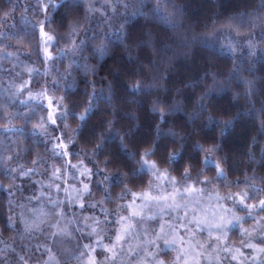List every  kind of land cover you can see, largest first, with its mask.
<instances>
[{"label":"snow or ice","instance_id":"snow-or-ice-1","mask_svg":"<svg viewBox=\"0 0 264 264\" xmlns=\"http://www.w3.org/2000/svg\"><path fill=\"white\" fill-rule=\"evenodd\" d=\"M39 6L44 11V19L37 20L33 28L39 27V36L41 40V50L43 52L45 62L66 59L68 64L63 73L60 74L61 80H69L72 78L69 84V89L74 88L75 78L74 70H79L85 77L86 93L79 100L71 97L69 92H65L59 97L49 95L47 87H41V89L33 93L32 89H28V99L30 101L39 100L41 106L46 102V115L39 116V119L33 123L34 129L33 135L39 132L42 136L50 135L49 125L57 126L58 121L62 124V130L60 136H55L56 143L52 146L51 151L54 155L69 157L71 156L72 144L79 141L82 135H85L87 130V138L81 145V152L88 156L98 168L99 171L104 172V181L109 182L111 187L112 182L121 187L122 192H130L133 200H143L147 204L155 202L156 207L161 213V217L165 210H179L185 209L184 216L188 217L189 211L192 212L190 224L195 225V230L203 231L204 228H208L209 237L214 238L217 244V249L221 244L224 245V250L228 252H235L236 255L232 256L233 260L237 259V255L243 256V253L239 249H232L228 246L229 232L233 227H239L241 230V236L246 237V240H242L241 244L246 245L256 255L253 256V260L258 261V264H264V247H258L256 244L251 243L253 238V231L243 228V222L245 217H241L234 211L235 205L239 204L242 208L247 210V214L251 216L252 210L256 207L255 204L249 205L246 203L250 199L248 191L229 193L227 196L221 197L218 189L216 191L217 202L221 199L227 200L229 198L233 201V208H226L223 205H219L218 210L213 209L209 214V209L200 207V198L205 193L207 186L212 185L214 181L227 180V172L223 167L227 163V154L220 156L218 153L224 149L223 140L236 133L238 129L237 121L242 119L241 111L237 110L235 114H232L233 105H229L225 108L218 107L213 101L212 97L220 95L230 89L233 81H238L244 86V97L247 98L248 108L244 110V114L253 113L255 110V101L252 99L257 94L256 80L245 79L240 72V65L236 60L237 55L242 54L243 50L247 49L248 57H257L259 54V60L264 63V0H260L259 7L253 12H238L226 18V23L222 24V28H227L230 32L235 33L237 37L241 36L242 29L247 25V33L245 34V41L242 43L239 40L234 41L231 36L228 37L227 42L220 41V37L224 36V32L216 27V20H213L211 25L205 22L204 32V47L207 49V56L204 60L206 65L199 66L203 69V76L197 75L190 82L184 84V88H191L193 91L201 83L206 84V78L210 77L212 80L211 85H207L199 96L195 100L196 112L187 116V123L191 124L193 121L198 120L200 117L207 114V123L204 126L207 129H218L219 137H209L212 141L210 147H205L203 144L197 141L193 146L192 151L202 156L193 157L187 155L185 152V143L188 140L189 135H199V132L193 128L187 129L185 132L184 123L181 122L175 128H169L167 132H162L161 126L170 123L169 117H175L178 113H182L187 103H192L191 98H184L183 92L179 87L172 89L175 93V97H182L180 99L173 98L171 105L161 103L159 99L151 101V108L148 113V125L155 124L153 135L150 133L147 138H141L136 136V133L142 129L143 124L141 116L136 112L125 111V107L128 105H135L137 108L142 107V102L139 99L141 96L149 95L153 88L157 85H163L168 82V75H153L150 80H145L143 76L144 70H151L156 61L149 58L147 62L140 60L139 57H132L129 55L128 60L130 62L136 61L133 68H122L119 65L114 66V70L110 72L112 79L107 76L103 77L105 83L98 89L96 87L95 79H88L89 76L95 77L98 74V64L103 61L107 56L112 53V45L117 42L128 51L135 47L138 51L151 50L152 56L166 57L169 48L171 47L166 41L165 36H162L161 41L163 47H157V39L153 35L150 28H146V25H140L135 28H129L128 25L132 19L139 16L143 17L147 22L150 19L167 25L173 32L176 31L178 24L177 19L184 16L183 4H176L174 0H151L150 12L144 11V0H105L104 7L110 10L113 14L117 13L120 8H123L126 12L131 9V15L125 16L123 22L115 28L114 31H110L113 28L111 21L104 11L100 8H96L93 0H47L45 4L44 0H38ZM49 8L58 10L56 17H52L49 14ZM83 8V15H81V9ZM96 13H100L103 17V21L108 23L109 30H106L101 36L97 37L93 35L88 37L86 29L91 25L93 17ZM237 19L239 22H237ZM53 24L56 25L53 28ZM100 22H97L99 27ZM46 27L51 31H46ZM259 29V40L255 38V32ZM84 33L83 39H78L81 33ZM166 35V34H165ZM115 37V39H113ZM97 40L99 42L97 43ZM64 43V47L60 50V56H53L50 48L52 45H60ZM89 42L92 44L91 56L97 59V65H91L88 61V57H84V63H80L76 60V57L82 55L87 49ZM214 42H220L219 55H225L224 49H227L228 54L232 57L233 67L230 70V75L226 80H220L218 78L219 72L214 70V65L219 59L217 54L216 45ZM190 55V53H185ZM165 64L171 66L172 58L168 57L163 60ZM32 71V69H29ZM251 71V68L249 69ZM167 72V68H165ZM57 83L55 79L52 81ZM30 83V82H28ZM24 87L21 86L17 89L18 93L24 92ZM163 90L167 93L169 88L164 87ZM261 108L259 109V115L257 116L258 134L264 135V91L261 93ZM240 98V93H233V101ZM26 103V101H21ZM31 107V106H30ZM82 109L81 111H77ZM218 113V115H213ZM70 116H74L78 121L77 126L72 128L68 120ZM158 117V121H157ZM23 118L26 122H29L32 117L28 114H24ZM95 121V123H93ZM132 122H135L134 124ZM5 132L19 131L13 127L4 129ZM246 129L239 127V132L243 133ZM163 141V143H162ZM170 141V142H169ZM251 141L254 144L256 137L252 136ZM133 144V148H129V144ZM115 144L118 151H115L111 146ZM160 154L164 157L169 165L176 164L179 161H186L183 165V171L179 179L172 176L168 168L163 170L159 167L158 162L153 157ZM261 153L264 154V147L261 148ZM78 163L69 164L71 168L75 169L81 176L91 177L93 170L84 165L83 159L79 158ZM103 157V159H100ZM249 159L252 160L251 148L249 149ZM12 156H7L6 161H11ZM41 163L39 153H37V159L31 161L32 165ZM264 163V161H262ZM197 165L200 166V170L196 172L195 178L192 173L196 170ZM63 166H52L51 176L55 180H59ZM215 172V176L208 178L206 174L210 171ZM34 171L33 168H24L23 165L19 169L8 168L4 169V175L9 179H14L11 173H17L21 176H27L30 172ZM149 175L154 177L157 184L154 186L153 181H148L147 190L140 189L139 195L131 188L129 184H134L137 179H141L143 175ZM261 183H264V177L260 178ZM192 181V183H189ZM167 183L171 187V191L167 192L165 189L162 192L153 194V187L159 188L161 183ZM244 182L247 188H251L253 191H264V189H256V175L253 170V174L249 176L245 172ZM237 187L240 185V181H235ZM203 185V187H197V185ZM48 188H52L53 184L49 183ZM3 188V185H0ZM16 185L13 183L10 187L4 189L9 194H12ZM56 190L59 191V185H56ZM105 192L109 191V188L104 189ZM76 195L73 197L78 203L83 200L85 195L91 194V189L88 183H83L82 189H75ZM167 192V194H164ZM123 198V197H121ZM71 203V200L69 201ZM81 208L84 207L83 203H79ZM95 207L94 204L90 205ZM131 208L132 205H129ZM259 207L264 211V199L259 200ZM199 208L200 215H197ZM11 211V208L9 209ZM65 212L61 207L60 202H52V210H45L44 208L33 209L31 214V220L26 219L24 214L20 215V223L23 225L25 233H31L32 231L40 230L41 225L49 223V226L56 229L51 235L60 237L61 242L63 238H70L71 233L67 225H62L61 220L64 219ZM131 216L140 217L143 219L142 211H132ZM59 217L55 223H50L51 218ZM154 216H149L148 219H154ZM92 219L96 225L100 224L99 220L95 218L86 217L85 220ZM128 217H121L118 223L121 221H128ZM264 220V218H262ZM8 226L15 227L13 217L8 216ZM91 228L92 234H97V228L88 225ZM134 227L131 222L122 224L121 229L115 235V242L111 245H104V252L107 253L105 261L99 262V264H125L127 257L134 255V250L131 244H129L127 254L124 253L122 242L130 235V230ZM261 228L264 229V224H261ZM186 232L194 231L193 229H185ZM213 232L215 236L213 237ZM160 241L163 242V247ZM264 243V237L261 238ZM97 243H102L100 240ZM185 243L183 237L178 236L176 227L172 224L159 225V230L153 229L152 239L147 241L149 249L155 248L156 251H145L144 257L138 259L136 264H199L193 257V246L189 242L187 248L181 247ZM201 249L205 248L204 243L197 242ZM120 245V251H117V246ZM86 248H90V245H85ZM136 247H140L137 244ZM176 251L177 255L171 258L170 261H166V251ZM46 251L51 253V249L46 247ZM66 254L71 255V250L65 249ZM94 251V249H92ZM202 253H196L201 255ZM83 255V253H81ZM190 257L192 260L190 261ZM22 264H27V261L23 257H20ZM45 264H60L59 261H54L50 256L49 261ZM88 264H98V261L94 256H89Z\"/></svg>","mask_w":264,"mask_h":264},{"label":"rangeland","instance_id":"rangeland-1","mask_svg":"<svg viewBox=\"0 0 264 264\" xmlns=\"http://www.w3.org/2000/svg\"><path fill=\"white\" fill-rule=\"evenodd\" d=\"M20 2L23 13L17 16L13 15L0 31V72L3 73L1 77L5 80L6 93L10 99L11 106H13L12 115L6 114L8 115L7 124L0 130V149L2 153L5 152L4 147L7 146L5 142L9 144L14 141V144L17 145L19 135L25 131L24 126L30 124V128L24 134L32 135L35 140L40 141L44 152L40 155L41 163L30 166L34 171L30 172L27 176L10 172L14 177V184L16 185V188L10 194L11 216L13 217L15 227H13L14 233L10 238L0 236V264H22L20 257H23L27 261V264H45L46 261H49L50 256L54 261H59L60 264H88L90 255L94 256L99 264V262L105 261L108 255L104 252L103 246L114 243L115 235L121 229L122 224L128 222H131L134 227L130 230V235L126 237L122 245L124 253L127 254L129 244H131L134 255L127 257L125 264H136L138 259L144 257L145 251H156L155 248L149 249L147 241L152 239L153 229L158 231L159 225L162 223L166 226L172 224L176 227L178 236L183 237L185 241L181 247L187 248L189 242L191 243L193 246V257L199 264H258V261L253 260V256L256 254L246 245L241 244V241L247 238L241 236V230L238 226L233 227L229 232L227 243L232 249H239L243 253V256L237 255V259L233 260L232 256L236 255V253L225 251L223 244L217 249L215 239L209 237L208 228L205 227L203 231H198L195 230V225L189 223L192 217L191 211H189L187 218L184 216L185 209L183 208L179 210H165L161 217V213L156 207L155 202L144 206L146 202L139 199L133 200L130 192H123L114 206L109 205L107 201L111 199V196L109 192H105L104 190L105 188H109V182L103 179L105 174L99 171L94 163L81 152L76 143L70 146L72 154L69 157L57 156L51 151L52 146L56 143L54 137L61 135L63 126L59 121L57 126L49 125L50 135L42 136L39 132L33 135V123L39 119V116L46 115L47 108L46 102L41 106L39 100L30 101L28 99V89L30 87L33 93H35L41 87H47L49 95L54 94L57 96L52 90L56 64L55 60L45 62L41 50L42 44L39 36V27L33 28L37 20H43L45 15L39 6L38 0H20ZM44 2L47 4V0H44ZM24 31L37 36L36 47L39 51V63L33 64L28 62L9 45L13 36L15 37V35ZM51 48L52 55L56 56ZM29 69H32V71H29ZM21 86L25 90L23 93H18L17 89ZM21 101H26V103H22ZM24 114H28L32 119L26 122L23 118ZM16 116L23 119V125L15 123L14 118ZM8 127H13L19 131L5 132L4 129ZM8 153V155H1L5 161L7 156H12L10 152ZM77 154L84 161V165L81 168L87 166L93 170L91 177L81 176L75 169L71 168L69 161H71V164L78 163ZM6 164L8 168L17 169L23 165L16 161H6ZM53 165L57 167L63 166L59 180H55L51 176ZM24 168L27 169L29 167L24 166ZM161 169L163 170L164 168ZM171 175L174 176L173 174ZM151 180L155 186L157 181L154 177H151ZM97 182L101 184L103 189L101 197H97L95 194V184ZM49 183L53 184L52 188L47 187ZM83 183L89 184L91 194L85 195L83 200L79 202L84 204V207L81 208L73 197L76 195L75 189H82ZM189 183H192V181H189ZM56 185H59V191L56 190ZM197 187H203V185L198 184ZM144 189L147 190V187ZM165 189L167 192L171 191V187L166 182L161 183L159 188L153 187L152 192L156 194ZM214 189H218L221 197L227 196L229 193L249 192L250 199L246 203L256 205L252 210L251 216L239 204L235 205L234 211H236L237 215L245 217L243 228L253 231V238L250 242L256 244L258 247H264V243L261 241V238L264 237V229L261 228V224H264V220H262L264 218V211L259 207V200L264 199V194L253 191L246 186L239 185L237 187V185L230 182L214 181L212 185L207 186L205 193L200 198V207L209 209V214L213 209L218 210L219 205L233 208L231 198L227 200L221 199L218 203ZM133 191L139 195L140 190ZM167 192H164V194H167ZM70 200L71 203L69 202ZM53 201L61 203L65 216L60 222L62 225H67L71 237L63 238L62 242L60 237L54 238L51 233L56 231V229L50 227L49 223L42 224L40 230L25 233L23 225L20 223L21 213L24 214L26 219L31 220L33 209L44 208L45 210H52ZM92 204L95 207H91L90 205ZM129 205H132V207L130 208ZM134 210L142 211L143 219L131 216V212ZM197 215H200L199 208ZM149 216H154L155 218L149 220ZM86 217L95 218V220L100 221V224L96 225L92 219L85 220ZM121 217H128L129 220L118 223ZM56 219L60 218H51L50 223H55ZM88 225L96 227L98 235L92 234L91 228ZM185 229H193L194 231L186 232ZM214 236L215 233L213 232ZM98 240L102 243H97ZM197 242L204 243L205 248L201 249ZM160 243L163 247V242L160 241ZM137 244H140V247H136ZM85 245H90L91 247L86 248ZM46 247L52 250L51 253L46 251ZM65 249L71 250L72 254H66ZM117 251H120V245L117 246ZM165 251L166 261H170L171 258L177 255L176 251H168L167 249ZM196 253L202 254L196 255ZM191 260L192 257H190Z\"/></svg>","mask_w":264,"mask_h":264},{"label":"trees","instance_id":"trees-1","mask_svg":"<svg viewBox=\"0 0 264 264\" xmlns=\"http://www.w3.org/2000/svg\"><path fill=\"white\" fill-rule=\"evenodd\" d=\"M129 2L131 3L132 0H129ZM174 2L176 4L185 5L184 16L177 19L178 27L175 32H173L167 25L160 23L155 19H150L146 22L143 17L139 16L133 18L131 23L128 25L129 28H135L140 25H146V28H150L153 35L157 39L158 48L163 47V43L166 41L171 47L167 52V56L163 57V60L171 57V66L165 64L162 57H153L150 49L138 51L135 47H133L126 51L123 46L117 42L112 45V53L103 61L99 62L98 74L95 77L89 76L88 79H95L96 87L99 89L101 85L105 83L103 77L107 76L109 79H112L110 72L114 70L115 65H119L122 68L134 67L136 61L130 62L128 60L129 55L132 57H139L140 60H144L145 62H147L149 58L154 59L156 61L154 67L151 70L143 71L145 80H150L153 75H168V82L154 87L149 95L139 97L142 102L141 108H137L135 105H128L125 107V111H134L137 115L141 116L143 127L136 133V136L147 138V136L151 133L154 138L153 130L155 128V124L149 126L147 123L148 113L151 108V101L159 99L161 103L171 105L173 98H182L175 97V93L172 91L175 87H179L183 92V97L191 98L192 103H187L186 101L187 106L184 108L183 112L178 113L175 117H169L170 123L162 125L161 129L162 132H167L169 128H175L183 122L185 132H187V129L189 128H193L198 131L199 135H189L188 140L185 143L186 154L192 155L195 158L202 156V154H197L192 151L193 146L197 141L207 148L212 144V141L208 139L209 137L220 139L218 129H207L204 127L207 123V114L200 117L198 120L193 121L191 124L187 123V116L185 115V113H187V115H191L197 111L195 107V100L199 98L207 85L212 84L211 78L207 77L206 84L201 83L197 86L195 91L191 88H184V84L190 82L197 75L203 76V69L199 66L203 65L206 67L204 60L207 56V49L203 44L205 22L211 25L213 20L217 21L216 27L220 28L224 32V36L220 37V41L227 42L228 37L231 36L234 41L239 40L243 43L245 41V34L248 31L247 25H245L244 29H242L241 36L237 37L235 33L230 32L227 28H222V24L226 23V18L234 13L241 11H256L259 7L260 0H174ZM93 3L96 8H100L101 11H104L108 16L113 25V28L110 31H114L119 23L123 22L125 16L131 15V9L126 12L123 8H120L117 13L113 14L110 10L104 7L105 0H93ZM144 3L146 5L144 11L151 15V0H144ZM49 12L52 17H56L58 14V10H53L51 8H49ZM22 13L23 8L20 0H0V31L13 15L17 16ZM81 15H83V8L81 9ZM98 21L100 22L99 27L97 26ZM237 22H239L238 19ZM52 27L55 28L56 25L53 24ZM46 30L51 31V29L47 27ZM106 30H109L108 23L103 21V17L100 16V13L95 14L91 25L86 29L88 37H92L93 35L99 37ZM162 36H165V41H161L160 38ZM83 38L84 33L82 32L78 39ZM255 38L257 41L259 40V29L255 32ZM113 39H115V37H113ZM98 42L99 40H97V43ZM214 43L219 56V59L214 65V70L219 72L218 78L223 81L230 75V70L233 67L232 57L228 54L227 49L223 50L225 55H219L220 42ZM36 44L37 36L33 33L29 34V32L24 31L18 33L15 37L13 36L9 45L24 59L34 64L39 63L40 61L39 51ZM63 47L64 43L62 42L58 46L52 45L51 49L56 56H60V50ZM261 47H264V45H261ZM91 51L92 44L89 42L87 49L81 56L76 57L75 59L82 64L84 63V57H88V61L91 65H97V59L91 56ZM185 53H190V55L186 56ZM236 60L240 65L241 75L245 79L256 80V88L258 91L252 98L255 101V110L253 113L248 114H244V110L249 107L246 102L247 98L244 97V86L238 81H233L230 89L226 92L212 97V101L218 107L225 108L229 105H233L232 114H235L237 110L242 113V119L237 121L238 129L236 133L223 140L224 149L222 152L218 153L220 156L227 154L228 157L227 163L223 165L227 172V180L221 181L230 182L236 185L235 181L239 180L241 186H246L244 182L245 172L251 176L254 170L256 175L255 188L264 189V183H261L260 180L261 177H264V163H262V161H264V154L261 153V148L264 147V135L258 134L259 126L257 123V116L259 115V109L261 108L260 93L264 91V63L259 60V54L257 57H248L246 48L243 50L242 54L237 55ZM55 64L53 79H55L57 83H53L52 85L53 92L57 96H60L67 91L70 93L72 98L79 100L86 93L85 77L83 73L78 69L74 70L76 83L74 88L69 89V84L71 83L72 78H69L67 81L60 79V74L64 72L68 64V60L57 59L55 60ZM165 68H167V72H165ZM250 68L251 71H249ZM2 74L3 73L0 72V130L5 126V124H7L6 120L8 115L6 114L11 116L13 109V106L10 104V99L6 93L5 80L1 77ZM164 87L169 88L170 91L166 93L163 90ZM235 92L240 93V98L233 101L232 97ZM81 110L82 109H78L77 111ZM213 115H218V113H213ZM14 121L15 123H19L18 125H23L24 123L23 119L18 116L14 118ZM68 122L72 128H75L78 123L74 116H70ZM93 123H95V121H93ZM132 123L134 124L135 122ZM239 127L245 128L246 131L243 133L239 132ZM29 128L30 124H26L24 126V133L27 132ZM24 133L19 135L17 145L14 144V141L13 143L9 141V144L8 142H5L7 143V146L4 147V151H7V153H2L0 149V185H3V188H0V236L4 238H10L14 233L13 227L8 226V216L11 215V211L9 210L11 208L10 194L4 190L14 183V179H9L8 176L4 175V169L8 166L6 161L3 159L4 157L2 158L1 155H8V152H10L12 155L11 161H16L24 166L30 167L32 166L31 161L33 159H37V153H39L40 157V155L44 152L43 145L40 141L35 140L32 135ZM252 136L256 137V142L254 144L251 141ZM86 138L87 130L85 135H82L76 143L80 150L81 145ZM111 148L118 151L115 144H113ZM129 148H133V150H135L133 144L131 143L129 144ZM250 148L252 160L249 159ZM86 157L88 158V156ZM100 159H103V157ZM153 159L158 162L159 167L168 168L169 172L177 178H180L183 171V165L186 163V161L182 160L176 164L169 165L164 157L159 153L157 156L153 157ZM199 170L200 166L197 165L196 170L192 173L193 178H195L196 172ZM9 175L12 176L10 172ZM206 176L209 178L214 177V170L208 172ZM150 179L151 177L145 174L141 179H137L134 184H129L128 187L132 190H140L141 188L147 187ZM108 192L111 199H108L107 203L114 206L118 201L119 196L123 193L121 187L112 182ZM259 192L264 194V191ZM95 194L97 197H101L103 195V189L99 182L95 184Z\"/></svg>","mask_w":264,"mask_h":264}]
</instances>
